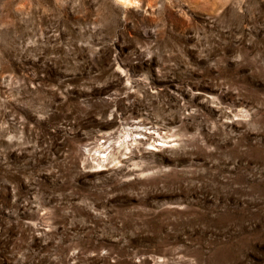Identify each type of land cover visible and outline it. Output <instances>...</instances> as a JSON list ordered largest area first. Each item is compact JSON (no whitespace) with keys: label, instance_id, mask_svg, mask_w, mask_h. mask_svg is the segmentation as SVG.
Returning <instances> with one entry per match:
<instances>
[{"label":"clouds","instance_id":"obj_1","mask_svg":"<svg viewBox=\"0 0 264 264\" xmlns=\"http://www.w3.org/2000/svg\"><path fill=\"white\" fill-rule=\"evenodd\" d=\"M0 194V264H254L264 0H0Z\"/></svg>","mask_w":264,"mask_h":264},{"label":"rangeland","instance_id":"obj_2","mask_svg":"<svg viewBox=\"0 0 264 264\" xmlns=\"http://www.w3.org/2000/svg\"><path fill=\"white\" fill-rule=\"evenodd\" d=\"M4 197L0 194V199ZM10 200V194L7 197ZM249 244L253 249L252 253L249 255V259L254 261V264H264V232H258L251 235L248 238ZM7 251V246L0 242V255H3Z\"/></svg>","mask_w":264,"mask_h":264}]
</instances>
